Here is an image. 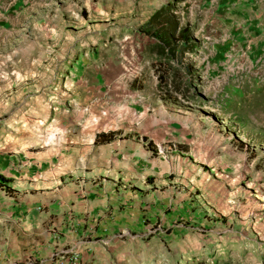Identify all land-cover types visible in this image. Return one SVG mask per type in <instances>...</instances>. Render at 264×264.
<instances>
[{
  "label": "rangeland",
  "instance_id": "obj_1",
  "mask_svg": "<svg viewBox=\"0 0 264 264\" xmlns=\"http://www.w3.org/2000/svg\"><path fill=\"white\" fill-rule=\"evenodd\" d=\"M245 2L0 0V154L36 150L47 138L61 146L88 123L108 133L155 118L172 138L160 156L189 148L190 194L198 196L190 207L224 203L235 210L225 221L245 212L246 221L264 223V84L244 82L253 78L244 63L262 47L256 39L264 30L252 10L264 5ZM166 4L192 42L168 61L153 56L137 32ZM30 60L54 67L29 69ZM156 60L169 65L165 84ZM221 130L231 138L228 149L217 140ZM211 141L214 149L206 150ZM106 258L83 264L120 263Z\"/></svg>",
  "mask_w": 264,
  "mask_h": 264
},
{
  "label": "crops",
  "instance_id": "obj_2",
  "mask_svg": "<svg viewBox=\"0 0 264 264\" xmlns=\"http://www.w3.org/2000/svg\"><path fill=\"white\" fill-rule=\"evenodd\" d=\"M254 14L264 19V7ZM257 36L262 47L247 56L244 69L253 78L244 82L263 86L264 30ZM146 44L149 49V38ZM43 66L54 67L28 62L29 69ZM158 125V119H144L94 143L107 133L88 123L61 146L47 138L36 150L0 154V175L10 180L0 187V264H69L72 250L79 253L78 264L109 256L119 264H264V223L246 221L245 212L240 220L225 221L235 210L224 203L190 207L189 199L198 196L190 194L195 178L187 174L189 148H169L160 156L158 149L172 138ZM226 133L221 130L217 140L228 149ZM213 141L206 150L214 149Z\"/></svg>",
  "mask_w": 264,
  "mask_h": 264
},
{
  "label": "trees",
  "instance_id": "obj_3",
  "mask_svg": "<svg viewBox=\"0 0 264 264\" xmlns=\"http://www.w3.org/2000/svg\"><path fill=\"white\" fill-rule=\"evenodd\" d=\"M170 4H166L157 9L153 14L138 28V34L144 35L151 41L149 50L153 53V56L161 57L165 56L166 61L172 59L177 54H182L186 51H190L192 48V42L189 39V32L187 29L181 28L178 24L177 18L172 14ZM163 62H152V67L155 70L161 71L157 75L159 83L165 84V76L169 72V65L162 64ZM174 74L176 71H173ZM177 76V74H175ZM178 78V76H177ZM118 132H112L107 134H99L96 136L94 143L101 141H107L112 135ZM102 135V136H101ZM10 180L0 175V187L2 184L8 183ZM185 264H205L201 261H193Z\"/></svg>",
  "mask_w": 264,
  "mask_h": 264
},
{
  "label": "built area",
  "instance_id": "obj_4",
  "mask_svg": "<svg viewBox=\"0 0 264 264\" xmlns=\"http://www.w3.org/2000/svg\"><path fill=\"white\" fill-rule=\"evenodd\" d=\"M255 63H256V65H257L258 60H257ZM244 71H245L246 73H249V72H250V71L247 70V69H244ZM78 261H79V253H78L76 250H72V251H71L70 258L68 259V263H69V264H77Z\"/></svg>",
  "mask_w": 264,
  "mask_h": 264
}]
</instances>
